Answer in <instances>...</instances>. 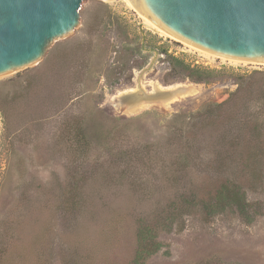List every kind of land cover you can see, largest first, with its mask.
<instances>
[{
	"label": "rangeland",
	"instance_id": "rangeland-1",
	"mask_svg": "<svg viewBox=\"0 0 264 264\" xmlns=\"http://www.w3.org/2000/svg\"><path fill=\"white\" fill-rule=\"evenodd\" d=\"M79 15L78 27L54 41L37 64L0 77L6 111L5 119L0 113V264H127L137 219L153 217L165 202V192L151 194L153 176L134 185L114 158L80 150L62 136L55 114L62 89L71 91L65 99L90 89L87 100L101 118L134 119L131 140L143 143L163 135L173 114L226 101L238 83L250 110L264 99V65L206 56L155 33L125 0H84ZM128 39L142 45L146 61L119 84L107 82L103 74L115 57L109 47ZM170 57L216 78L207 84L176 78ZM68 104L62 112L79 110ZM263 143L251 141L248 149L263 156ZM75 191L81 200H73ZM247 198L260 205L251 224L231 213L184 215L181 231L159 234L162 248L145 264H264V187Z\"/></svg>",
	"mask_w": 264,
	"mask_h": 264
},
{
	"label": "trees",
	"instance_id": "trees-1",
	"mask_svg": "<svg viewBox=\"0 0 264 264\" xmlns=\"http://www.w3.org/2000/svg\"><path fill=\"white\" fill-rule=\"evenodd\" d=\"M100 22L106 23V18ZM119 46L109 47L115 53L114 64L103 74L112 84H119L124 74L146 61L142 45L133 39ZM138 57L142 60H136ZM170 64L172 76L182 80L207 84L216 78L214 71L176 57H170ZM125 80L129 81L130 76ZM240 86L238 83L237 89L220 104L173 114L165 121L163 135L147 143L131 140L134 119H102L99 110L89 105L90 89H78L67 99L64 97L71 91L62 89L55 100V114L60 117L64 138L73 140L80 150L96 149L114 158L112 164L123 165L120 175L134 185L145 174L153 176L152 195L158 190L165 192V202L158 204L153 217L137 219L136 246L127 264H145L158 253L162 248L159 234L181 231L184 215L197 211L211 219L231 213L251 224L259 214L260 205L250 202L247 192L264 187V143L263 156L250 151L248 143L264 142V99L250 110ZM3 99L0 94V113L5 119ZM68 103L72 105L70 109L80 105L79 110L62 112ZM256 164L261 167L252 169ZM133 170L139 173L131 174ZM81 195L75 191L73 200H81Z\"/></svg>",
	"mask_w": 264,
	"mask_h": 264
},
{
	"label": "water",
	"instance_id": "water-1",
	"mask_svg": "<svg viewBox=\"0 0 264 264\" xmlns=\"http://www.w3.org/2000/svg\"><path fill=\"white\" fill-rule=\"evenodd\" d=\"M84 0H0V77L37 64L79 24ZM134 10L209 53L264 65V0H129Z\"/></svg>",
	"mask_w": 264,
	"mask_h": 264
},
{
	"label": "bare ground",
	"instance_id": "bare-ground-1",
	"mask_svg": "<svg viewBox=\"0 0 264 264\" xmlns=\"http://www.w3.org/2000/svg\"><path fill=\"white\" fill-rule=\"evenodd\" d=\"M125 1H126L130 6H132V4L130 3L129 0H125ZM132 7H133V6H132ZM133 8H134V7H133ZM141 19L143 20L144 25H145L149 30H151V31H153V32H155V33H159V34H161V35H166V36L171 37V38H176L175 36H173L172 34H170L168 31H166L165 29H163L162 27H160L158 24H155V23L151 22V20H150L149 18L142 16ZM176 39H178V38H176ZM180 41H181V40H180ZM182 42H183V41H182ZM184 43H186V42H184ZM186 45H188L189 47H192L193 49L198 50L199 53H202V54H204V55H206V56H216V57H220V58L222 57V56H218V55H215V54L209 53V52H207V51L201 50V49H199V48H197V47H194V46H192V45H190V44H188V43H186ZM223 59H224V58H223ZM227 59H230V60H233V61H240V60H235V59H232V58H227Z\"/></svg>",
	"mask_w": 264,
	"mask_h": 264
}]
</instances>
